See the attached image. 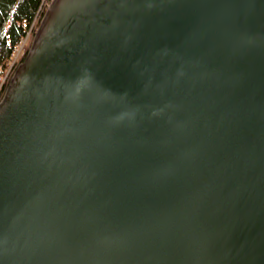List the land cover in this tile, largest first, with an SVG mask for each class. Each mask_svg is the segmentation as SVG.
<instances>
[{"label": "water", "instance_id": "obj_1", "mask_svg": "<svg viewBox=\"0 0 264 264\" xmlns=\"http://www.w3.org/2000/svg\"><path fill=\"white\" fill-rule=\"evenodd\" d=\"M0 264H264V0H51L0 100Z\"/></svg>", "mask_w": 264, "mask_h": 264}, {"label": "trees", "instance_id": "obj_2", "mask_svg": "<svg viewBox=\"0 0 264 264\" xmlns=\"http://www.w3.org/2000/svg\"><path fill=\"white\" fill-rule=\"evenodd\" d=\"M44 6V0H0V78L5 74L15 49L26 35L37 11ZM25 53L26 50L21 53L20 60ZM8 81L4 83L2 91Z\"/></svg>", "mask_w": 264, "mask_h": 264}, {"label": "rangeland", "instance_id": "obj_3", "mask_svg": "<svg viewBox=\"0 0 264 264\" xmlns=\"http://www.w3.org/2000/svg\"><path fill=\"white\" fill-rule=\"evenodd\" d=\"M43 9H44V8L41 7V9H40L39 11H37V14H36L34 20L32 21V24H31L30 28H29L28 31L26 32V35L24 36V38L20 41V43H19L20 46H21L20 55H21V52L23 53L24 50H27V48H28V46H29V44H30L31 38H32V36H33V33H34V31L36 30V28H37V26H38V23H39V20H40V18H39V14H40V12L42 11V13H41V16H42V14H43V12H44ZM38 18H39V20H38ZM20 55H18V56H16V57H12V60L10 61V65H11L12 63H15V61H17V60L20 58ZM14 56H15V55H14ZM10 65L8 66V69L10 68ZM12 68H13V65H12V67H11L9 73L7 74L6 78L10 75V72H11ZM6 78H5V79H6ZM4 83H5V82H4ZM4 83H3L2 86H0V100H1V97H2V94H3L2 92H4V91H2L3 86H4ZM1 91H2V92H1Z\"/></svg>", "mask_w": 264, "mask_h": 264}, {"label": "built area", "instance_id": "obj_4", "mask_svg": "<svg viewBox=\"0 0 264 264\" xmlns=\"http://www.w3.org/2000/svg\"><path fill=\"white\" fill-rule=\"evenodd\" d=\"M48 1H50V0H44V2H45V3H47ZM20 48H21V46H20ZM20 48L17 50V52H16V54H15V56H14V57H16V56H18V55H19ZM15 63H16V61H15ZM15 63H12V64L10 65V68H9V69H7V71H6L5 75H4V77L1 79L0 86H2V85H3V83L5 82V78H6L7 74L9 73V71H10V69H11L12 65H13V68H14V65H15ZM13 68H12V69H13ZM11 71H12V70H11ZM10 74H11V72H10Z\"/></svg>", "mask_w": 264, "mask_h": 264}]
</instances>
